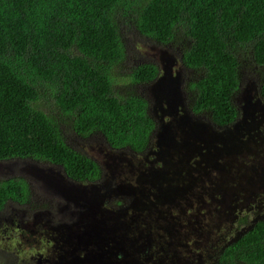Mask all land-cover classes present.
<instances>
[{"label":"trees","instance_id":"1","mask_svg":"<svg viewBox=\"0 0 264 264\" xmlns=\"http://www.w3.org/2000/svg\"><path fill=\"white\" fill-rule=\"evenodd\" d=\"M129 22L161 46L179 47L182 63L195 71L189 112L196 128L206 133L208 147L213 142L221 148L218 136L229 140V129L237 125L241 110L234 98L245 89L246 69H258V94L264 102V0H0V160L50 163L91 187L102 180L100 163L69 145L56 117L43 108L54 99L76 134L101 133L110 147L147 160L131 162L135 173L108 170L116 177L113 184L131 186L145 173L153 179L149 189L139 188L146 192L143 202L125 197L127 189L111 194L123 198L113 200L112 211L145 218L173 204L172 193L180 191L163 160L148 154L155 145L158 149V130L178 116L176 111H188L158 101L160 81L151 85L155 118L144 96L116 90L117 71L128 55L123 28ZM159 71L157 64L143 63L128 75L132 83L147 84L158 79ZM29 197L25 178L0 180V209L9 199ZM173 209L169 217L174 220ZM241 221L246 229L224 241L212 264H264V218L251 226L245 217ZM191 254L192 264L202 255L195 248Z\"/></svg>","mask_w":264,"mask_h":264},{"label":"rangeland","instance_id":"2","mask_svg":"<svg viewBox=\"0 0 264 264\" xmlns=\"http://www.w3.org/2000/svg\"><path fill=\"white\" fill-rule=\"evenodd\" d=\"M126 25V29L123 28V34L129 56L124 59L121 68L117 71L116 90L124 94L134 91L140 95L143 93L142 88L146 87V94H148L151 85L160 81L158 101L162 103L164 100L169 104L171 102L173 107L174 105L182 106L189 112L190 93L188 91L190 82L195 77V71L182 63L179 47L173 44L163 47L131 27L130 22ZM136 58L158 65L160 75L155 82L147 85L140 83L136 85L131 82L132 78L128 74L131 73L130 65ZM255 70L258 73V69L255 68ZM256 72L252 73L250 68L243 72L245 88L255 87L258 83L259 77ZM172 96H179V101L177 102ZM245 97L248 103L241 102V99L238 102L234 98L237 107L243 103L250 105V102H256L254 97L250 99V92L245 94ZM44 104L43 108L58 120L69 145L76 146L77 140L74 138L72 120L56 106L54 99H47ZM240 108L239 123L233 129H229V140L226 136L222 142L223 146L217 152L213 150L217 143L213 142L210 143V153L207 152L208 146L205 144L207 139L203 135L194 136L195 133L192 132L191 142L187 141L185 136L177 139L171 150V156L167 154L163 159V165L166 168L165 171L171 173L174 184L177 185L180 182V191L178 192L176 188L172 193L174 203L162 206L158 211L154 210L152 217L126 215L111 210L115 206L114 201L110 200L114 190L127 189L124 196L140 203L143 202L146 192H141L139 188L143 186L149 189L153 179H148L150 176H146L148 174L145 173L146 175L140 174V180L137 181L141 185H137L136 182L131 186L123 183L113 184L111 179L114 180L116 177L109 171L124 172L129 169L135 173L138 169L136 170L131 162L141 160L147 163V160L132 155L131 151L110 147L101 134L85 139L86 144H92V149L88 148L86 154H90L89 156L95 160L101 159L109 170L104 172L102 180L98 181L94 187H91L90 183L73 182L60 171L59 166L30 159L0 160V177L6 178L11 170L19 171L20 168H25L21 173L33 183L34 192L33 197L30 195V210L23 216L32 224L39 222L41 216L49 214L53 204L59 217L63 218L57 228L65 225L59 230L58 236L62 235L63 241L66 240L67 243L62 241L63 246L58 248L59 252L54 250L52 252L56 254V257L63 258L66 263L73 264L75 260L77 264H82L81 252L88 249L89 254L95 260L102 261V264L111 262L192 264L191 251L195 248L202 255L194 264H212L224 241L231 240L233 236H236L237 231L246 229L241 221L243 217L247 221L245 224L250 226L255 220L264 218V115L253 114L252 109L247 106ZM151 111L155 117L156 105L154 111L153 109ZM188 112L180 114L181 112L176 111L178 120L173 127L158 130L157 139L165 134L162 148L170 151V148L167 149V144L172 143L173 140H167V137L168 135L173 137L170 132L172 128L185 124V135L187 131H191L194 125L192 116L194 114ZM258 121H260L259 125H257ZM255 131L260 137L256 135L251 137V133ZM180 145H183L181 151H179ZM191 146L192 155L189 153ZM82 152L85 153V151ZM194 159L197 160L193 162ZM170 161L173 164H170ZM152 164L161 165L159 160H153ZM35 172L38 175L37 178L34 176ZM173 190V188L169 189L170 192ZM63 201L65 205L62 204V206L67 211L66 215L57 210ZM79 204L84 210L79 208ZM171 209L175 213L177 211L174 220L171 217H165ZM75 210H77L76 215L70 216ZM33 226L30 225L31 228ZM2 227L5 226L2 225ZM9 231L6 233L10 235ZM219 234L224 237L223 241H220ZM14 236L16 235H13L11 239L6 238L5 241H0L2 244L0 247L3 249L17 243ZM29 237V244H33L32 241L35 239L37 241L35 245L38 247L49 243L44 244L45 239L42 240L41 236L31 238L32 235H30ZM187 244H192L189 245L193 247L192 250ZM28 246L27 243L24 244V247L28 248ZM95 264H101V262Z\"/></svg>","mask_w":264,"mask_h":264},{"label":"flooded vegetation","instance_id":"3","mask_svg":"<svg viewBox=\"0 0 264 264\" xmlns=\"http://www.w3.org/2000/svg\"><path fill=\"white\" fill-rule=\"evenodd\" d=\"M129 56V54L127 55ZM146 63L144 61H141L140 59H134V61L132 62L131 66V70L132 72L134 71L135 68H137L140 64ZM158 66V65H157ZM160 75V74H159ZM260 81V79L258 78V82ZM149 84V83H147ZM144 84V85H147ZM137 85V84H136ZM258 87L259 85L256 83L255 87L252 88H245L242 89L235 97V100H239L241 99L242 101H246L248 103L247 100H245V94L247 95L248 92H250V99H252L253 97L256 99V102H250V105H245V103L241 104L240 106H238L239 109L242 108H246L249 107L252 109L253 114H256L258 116H263V111H264V102L263 100L259 97L258 94ZM256 89V91H255ZM149 93L146 94V87L142 88V92L141 95L144 96L148 101H149V109L151 111V109H153L154 111V107L155 105H157V103L155 104V98L152 94V90L151 88H149ZM149 95V96H148ZM259 97V98H258ZM153 102V104L151 103ZM240 102V101H238ZM152 104V107H151ZM155 104V105H154ZM243 105V106H242ZM152 112V111H151ZM153 113V112H152ZM155 118V117H154ZM260 121H258L257 125H259ZM258 128V127H256ZM253 129L250 128V131ZM96 134H101V133H96ZM96 134H91L88 137H82L76 133H74V138L77 140L76 146H72L73 148L79 150V151H85L88 152V148H91L92 144H86L85 139L87 140L89 137H94ZM102 135V134H101ZM250 135V133H249ZM256 135L257 137L260 135L257 134V131L251 133V137ZM103 136V135H102ZM104 137V136H103ZM105 139V137H104ZM81 144V145H79ZM87 146V147H86ZM86 147V148H85ZM158 149H149V154L153 156V159H156L157 156H159L160 149L157 146ZM98 150V149H97ZM92 151V150H91ZM101 151V150H98ZM90 155V154H89ZM97 155V154H96ZM10 160V159H9ZM100 165L102 166L104 172H107V165L106 163H103V161L101 159L97 160ZM194 164V163H193ZM25 169V168H24ZM23 168H20L19 171H14L11 170L10 171V175L7 176L6 178H2L0 177V180H8L11 178H16V177H23L27 180L29 189H30V195L31 197H33V183L29 181V179L27 178V176H25L23 173ZM38 172L39 170L37 168H35ZM61 170V169H60ZM26 171L29 172L28 169H26ZM63 172V174L65 176L66 172L64 170H61ZM34 176L37 178L38 175L36 174V172L34 173ZM68 177V176H67ZM69 178V177H68ZM70 179V178H69ZM73 182H77L72 180ZM77 183H83V182H77ZM85 184V183H83ZM66 198V197H65ZM115 201H118L120 199H122L120 196L115 197ZM112 201L114 200L113 198H110ZM30 197L23 202L20 201H14L12 199H9L3 206V208L0 209V241H5L6 238H12L13 235L16 239H17V243L13 244V246H6L5 248L2 249V247H0V264H70V263H66L63 258L60 257H56V254H53V250L59 252V247L63 246L62 241H63V236L60 235L58 236L59 230L63 229V227H65V225H62L61 228H57L59 226V224L61 223V220H63V218L59 217L58 212H56L55 208L53 207V204L51 206V209L49 210V214L45 215V216H41L39 222H36V224H32L31 222H29V220H27V218H25L23 216L24 213L28 212L30 210ZM65 205L64 201L63 203L59 204V207L57 210H59V213H64V215L67 214L66 209L62 206ZM118 205V203L116 204ZM79 208L81 210H84L83 207H81V204H79ZM23 212L22 214L20 212ZM77 210H75L74 213H72L73 216L74 214L76 215ZM165 217H169V214L165 215ZM2 225H4L5 227H2ZM30 225H34L32 228L30 227ZM67 227V226H66ZM9 231L10 235L7 234L6 232ZM57 232V234H56ZM8 235V236H5ZM30 235H32L31 238H35L36 236H41L42 240L45 241L44 244L45 245H41V246H36L35 243H37V241L35 239H33L32 243L33 244H29L30 242ZM14 241V238L12 239ZM64 243L66 242V240L63 241ZM27 243L28 248L24 247V244ZM67 243V242H66ZM1 244V242H0ZM2 245V244H1ZM46 252H48L46 254ZM90 252H88V249L83 250V252H81L82 255H80V259H81V263L82 264H95V263H100L102 264V261H97L94 259V257H92L91 254H89ZM55 256V257H54ZM59 258V259H58ZM85 258H87L85 260ZM58 259V261H57ZM84 259V260H82ZM65 262V263H64ZM73 264H77V262L74 260ZM108 264H120L118 262H111Z\"/></svg>","mask_w":264,"mask_h":264},{"label":"water","instance_id":"4","mask_svg":"<svg viewBox=\"0 0 264 264\" xmlns=\"http://www.w3.org/2000/svg\"><path fill=\"white\" fill-rule=\"evenodd\" d=\"M177 120H178V116L175 115V117L173 118V121H171V122L165 127V130H167V128H171V127H173L174 123H176ZM193 124H194V125L192 126L191 131H190V130L187 131L186 135H185L186 129L184 128L185 124H183V125H178V126H176L175 128H172V129L170 130V132H172V134H173V137H171V136H169V135H168V137H167V140H173L172 143L167 144V149L170 148V151H168V150L162 148V142L164 141L165 134H164V136H160V137H159V138L161 139V140L159 141V143H158V147H160V152H159V159H160V160H163V159L165 158V156H167V154H168L169 156H171V150L174 148V144H175V142H176L177 139H179L180 137H182V136L184 137V136H185V139H186L187 141L191 142V135H193L192 132L195 133L194 136H195V135H203V136L206 135V133H204L203 131H200L199 129L196 128V127H197V124L194 122V120H193ZM219 136H220V135H219ZM199 139H200V138H199ZM106 142H107V141H106ZM217 142H223V139H222V138H218V141H217ZM210 143H211V142H210ZM207 149H208V152L210 153V148L208 147ZM181 150H183V145H180V146H179V151H181ZM215 150H216V152H217L219 149H216V148H215ZM189 153H190V155H192V146L189 148ZM161 157H163V158H161ZM166 159H167V158H166ZM166 159H165V160H166ZM165 160H164V161H165ZM39 172L41 173L40 170H39ZM47 174H49V172H48Z\"/></svg>","mask_w":264,"mask_h":264},{"label":"clouds","instance_id":"5","mask_svg":"<svg viewBox=\"0 0 264 264\" xmlns=\"http://www.w3.org/2000/svg\"><path fill=\"white\" fill-rule=\"evenodd\" d=\"M247 88H251V87H247ZM239 123V120L237 121V124ZM211 126H214L216 129H220V128H218L216 125H211ZM211 126H209V127H211ZM221 131V130H220ZM213 150L216 152V150H215V147L213 148Z\"/></svg>","mask_w":264,"mask_h":264}]
</instances>
